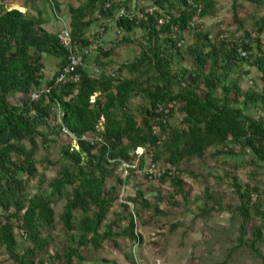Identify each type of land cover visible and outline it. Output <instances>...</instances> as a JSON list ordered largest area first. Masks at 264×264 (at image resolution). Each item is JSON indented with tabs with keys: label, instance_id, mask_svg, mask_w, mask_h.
<instances>
[{
	"label": "trees",
	"instance_id": "1",
	"mask_svg": "<svg viewBox=\"0 0 264 264\" xmlns=\"http://www.w3.org/2000/svg\"><path fill=\"white\" fill-rule=\"evenodd\" d=\"M38 1L20 0L25 12L0 4V249L14 264H86L92 250L112 242L140 264L137 221L164 226L170 209L195 204L203 218L224 211L241 218L235 244L219 264H229L239 249L264 264V0H246L256 7L246 16L243 2L234 0L229 23L219 17L217 0L71 5L75 47L88 46L91 28L107 19H115L120 33L95 56L99 73L87 68L85 56L80 80L64 83L57 76L69 50L44 17L47 4L57 11L60 4L40 0L41 8ZM208 18L219 19L208 25ZM130 45L139 50L133 60L111 58ZM50 57L59 63L49 78ZM64 128L94 141L79 140L76 148ZM125 162L136 167L123 176ZM148 162L165 172L142 174ZM243 164L253 168L247 182L239 176ZM51 169L56 174L48 177ZM186 176L204 185L200 195L192 197ZM211 176L229 182L236 206L212 190ZM132 180L135 193L124 195ZM58 220L61 236L54 234Z\"/></svg>",
	"mask_w": 264,
	"mask_h": 264
},
{
	"label": "rangeland",
	"instance_id": "2",
	"mask_svg": "<svg viewBox=\"0 0 264 264\" xmlns=\"http://www.w3.org/2000/svg\"><path fill=\"white\" fill-rule=\"evenodd\" d=\"M60 4V10L52 8L50 4L46 5L44 11V17L48 20L45 27L51 32H59L65 25L70 26L71 15L69 8L71 5L78 6L85 0H57ZM243 2L244 9H241V16H246L247 13L256 9V7L246 2V0H239ZM15 6L20 5L16 0H9L7 6L12 4ZM136 2V1H134ZM218 5L221 8L219 17L225 18L226 22H232L233 20V4L234 0H217ZM36 6L42 8V3L39 0ZM19 9V8H16ZM26 11V8L23 7ZM263 13L264 8L260 9ZM33 12V10H32ZM36 14V12H34ZM219 18H208L206 23L208 25H216ZM106 25L105 31V46L103 49H108L114 45L115 35L117 34V27L115 22L112 25L107 24H96L91 28L90 36L93 37V30L96 27ZM104 26V27H106ZM227 26V25H226ZM190 41V40H189ZM138 48L135 45L122 46L116 49L115 53L111 56L113 60L117 62H127L133 60L138 55ZM99 52L89 56L87 68L92 72L94 71L95 64L94 58ZM59 60L50 57L47 60V77H51L57 67ZM256 74V73H255ZM253 74V76H255ZM259 83L260 80L254 78ZM247 85H253V81L250 78L246 80ZM59 143L56 148L53 149L52 157L59 159L60 157V145ZM45 151H40L39 157ZM231 159V161H233ZM245 160V159H244ZM247 160V159H246ZM246 162V161H244ZM150 162L147 163L146 167ZM215 161H210L209 165L214 166ZM40 171H44V164H40ZM230 168V166H227ZM252 166L246 165L241 166L239 170V176L244 181H249V175L252 171ZM46 174L48 177H52L56 174L55 169L47 170ZM143 174V173H142ZM141 176L139 173L138 177ZM186 180L191 185L192 197L200 195L204 189L202 183L194 181L192 178L186 176ZM36 181H33V184ZM208 184L214 191H220L225 193V202L230 203L233 206L238 204V199L232 193V187L229 182L218 183L214 177L208 178ZM134 180L128 185L123 192L124 195H132L135 193L133 187ZM168 184L165 185L167 190ZM201 202H199L200 204ZM65 200H60L54 204L57 219L63 210ZM199 210L197 205L192 204L189 206H179L175 209H170V214L163 219L165 225L161 226L154 222L149 224H142L138 222V232L143 236V242L138 244L134 248V254L140 264H219L223 262L231 247L235 244L234 240L239 235V225L241 218L238 215H232L229 211L215 212L209 218H203L198 215ZM257 222V221H256ZM178 223L179 225L171 230L172 224ZM26 239L28 236L24 232ZM55 236H61L63 234L62 223L60 220L57 222V229L54 232ZM124 245H130L128 240H125ZM111 261H115L118 264H132L125 256L122 249L115 247L112 242H105L103 249L99 251L92 250V254L89 255V261L86 264H113ZM0 264H14L13 260L9 258V255L5 252L4 248L0 249ZM229 264H263L261 260L254 258L247 249H239L234 255L233 259Z\"/></svg>",
	"mask_w": 264,
	"mask_h": 264
},
{
	"label": "built area",
	"instance_id": "3",
	"mask_svg": "<svg viewBox=\"0 0 264 264\" xmlns=\"http://www.w3.org/2000/svg\"><path fill=\"white\" fill-rule=\"evenodd\" d=\"M20 0H16V2H19ZM9 3V0H0V4H5L6 8L16 9L15 4L12 2L9 6L7 4ZM125 13V10H120L116 16L120 17L123 16ZM106 22L109 25H112L115 22V19H107ZM105 31L106 27L99 26L96 27L92 34L93 37L90 38V44L85 47H75L73 43L72 38V29L69 25H65L60 31L58 32L59 39L61 43L69 50L68 58L69 62L60 70L57 81L60 83L64 82H77L80 80L81 75L78 72V67L84 65V57L85 56H91L97 52H99L100 48H103L105 46ZM120 33L117 29V34ZM115 35V39L118 35ZM94 72L99 73L98 69H95ZM38 94L35 93L33 97H37ZM64 131L69 133L73 139V146L76 148H79L78 142L79 140H91L94 141L91 135H82L81 137L77 136L76 134L72 133L68 129L64 128ZM129 167H136V165H130L128 163H123L120 167L121 170H123V176H126L128 173ZM143 174H150L155 175L156 177L161 176L163 172H165L164 167H160L156 163H149L148 166L140 171Z\"/></svg>",
	"mask_w": 264,
	"mask_h": 264
}]
</instances>
